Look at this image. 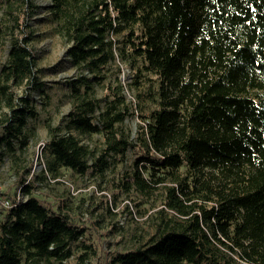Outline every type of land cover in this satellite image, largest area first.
I'll use <instances>...</instances> for the list:
<instances>
[{"label":"trees","instance_id":"obj_1","mask_svg":"<svg viewBox=\"0 0 264 264\" xmlns=\"http://www.w3.org/2000/svg\"><path fill=\"white\" fill-rule=\"evenodd\" d=\"M0 3V38L9 43L0 158L21 186L18 194L13 185L0 191V264H88L94 255L103 264H264V0H50L78 73L68 79L65 125L48 123L42 172L27 153L38 116L31 91L44 84L29 24L39 6ZM134 106L143 120L130 134L124 126ZM94 134L101 145L80 137ZM64 170L98 175L114 203L125 193L149 206V228L131 233L134 246L104 263L69 202L36 193L47 173Z\"/></svg>","mask_w":264,"mask_h":264},{"label":"rangeland","instance_id":"obj_2","mask_svg":"<svg viewBox=\"0 0 264 264\" xmlns=\"http://www.w3.org/2000/svg\"><path fill=\"white\" fill-rule=\"evenodd\" d=\"M38 4L37 11L30 17V29L33 30L32 45L37 51L38 58V77L44 81L43 92L38 89L31 91V100L34 104L38 116L30 119L35 125V138L32 139L31 145L27 151L28 156L33 160L32 170L42 172L45 167V152L47 141L49 140L48 123L63 127L66 123L67 115L72 107L68 79L77 75V68L70 62L67 54L68 42L56 28L55 22L49 14L50 0H35ZM0 3V15L4 12ZM9 49L7 40L0 38V68L4 62ZM121 72L119 76L125 82V92L129 101L134 103L136 97L133 90L129 87L130 67L121 62ZM115 69H111L113 72ZM110 72V73H111ZM27 89L18 88L19 94H26ZM99 96L104 94V90L99 89ZM134 106V113L126 117V132L134 134L138 125L142 122L140 110ZM84 142L91 145L100 144L102 141L101 134L91 136H80ZM133 156L129 153V158ZM122 163L115 165L116 171L122 168ZM125 167V165H124ZM115 171V172H116ZM114 170L111 171L108 178L113 176ZM33 175L29 177L32 178ZM10 169L8 158H0V191H5L10 185H13L11 192L21 193V186ZM101 179L98 175L79 176L70 170H64L59 177L50 176L47 173L46 181L43 185L38 183L36 193L44 200L58 203L63 201L69 202V211L75 220L88 227V239L98 245V258L105 263L110 259L111 254L116 251H123L131 247L134 238L133 231H142L149 226L144 223L145 218L150 211L149 206L144 204L138 208L137 203L128 198L125 193L119 194L117 202L112 201L113 189ZM113 186V185H112ZM22 198H24L22 195ZM64 199V200H63ZM106 201L110 203V211L106 210ZM129 205L133 217L130 216L129 210L124 211ZM149 205V204H148ZM143 209V210H142ZM151 209V208H150ZM156 208L152 209L155 211ZM124 211V212H123ZM115 221L121 230L116 231L112 227ZM87 261L88 264H103L96 262L95 257ZM203 264V263H194Z\"/></svg>","mask_w":264,"mask_h":264},{"label":"built area","instance_id":"obj_3","mask_svg":"<svg viewBox=\"0 0 264 264\" xmlns=\"http://www.w3.org/2000/svg\"><path fill=\"white\" fill-rule=\"evenodd\" d=\"M2 204L6 207H10V206L15 205V204L11 203V201L9 199H5L4 202H2Z\"/></svg>","mask_w":264,"mask_h":264}]
</instances>
